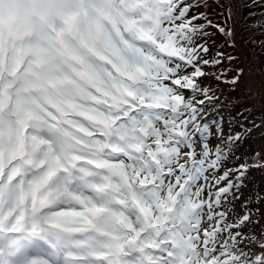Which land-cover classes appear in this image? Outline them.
<instances>
[{
	"label": "snow or ice",
	"instance_id": "snow-or-ice-1",
	"mask_svg": "<svg viewBox=\"0 0 264 264\" xmlns=\"http://www.w3.org/2000/svg\"><path fill=\"white\" fill-rule=\"evenodd\" d=\"M238 12L0 0V264H264V147L215 119Z\"/></svg>",
	"mask_w": 264,
	"mask_h": 264
},
{
	"label": "rangeland",
	"instance_id": "rangeland-1",
	"mask_svg": "<svg viewBox=\"0 0 264 264\" xmlns=\"http://www.w3.org/2000/svg\"><path fill=\"white\" fill-rule=\"evenodd\" d=\"M235 2L239 5V12L238 22L234 26V35L230 39L232 46L223 48L220 44L225 37L220 36L219 33H215L213 39L225 53L234 55V57L237 54V59L230 66L233 68L242 66L245 72L236 86L226 83L216 86L219 89L221 103L215 113V119L217 121L222 119L226 129L229 124L235 131L245 132L250 129L251 131L247 132V138L240 147V152L255 151L264 147V54L256 51L255 43L250 42L256 32L249 30L248 26L253 18L249 16L250 9L245 5H250L252 0H235ZM254 10L259 16V10ZM244 17H247L248 21L242 26ZM257 55L261 58L256 57ZM231 98L237 100L234 104L235 108L230 106ZM255 187L259 190L264 189V172L253 171L251 173V181L248 188L244 190L245 195L249 194V189H255ZM259 208L258 216L264 220V204L259 205Z\"/></svg>",
	"mask_w": 264,
	"mask_h": 264
},
{
	"label": "trees",
	"instance_id": "trees-1",
	"mask_svg": "<svg viewBox=\"0 0 264 264\" xmlns=\"http://www.w3.org/2000/svg\"><path fill=\"white\" fill-rule=\"evenodd\" d=\"M247 21H248V18L247 17H244V19H242V26H243V24L244 23H247ZM261 23H264V20H261L260 21ZM256 33V35L255 36H253L252 38H251V40H250V42L252 43V42H254L255 43V50L256 51H258V52H262L263 54H264V42H262V41H264V31H260V30H256L255 31ZM231 39V38H230ZM229 38H225L224 40H221V46L223 47V48H225L226 46H229L230 44L232 45V41L230 40ZM230 47V46H229ZM244 47H246V44L244 43ZM245 51V50H244ZM232 56H234V55H232ZM256 57H259V58H261V56H259V55H257ZM236 59H237V54H236ZM263 66H264V64H263ZM239 67H242V66H239ZM213 84H214V86H218L217 84H216V82H213ZM232 99V98H231ZM237 102V100L235 99V98H233L232 99V103H231V107H233V108H235V106H234V104ZM233 104V105H232ZM240 109H242V108H240ZM243 110V109H242ZM236 112H238V108H236ZM257 172V171H256ZM259 185V184H258ZM255 189H257V187H255ZM259 190V189H258ZM259 218H260V216H259ZM260 221H261V224H264V220H261V218H260ZM257 232H259V227H257L256 229H255Z\"/></svg>",
	"mask_w": 264,
	"mask_h": 264
}]
</instances>
